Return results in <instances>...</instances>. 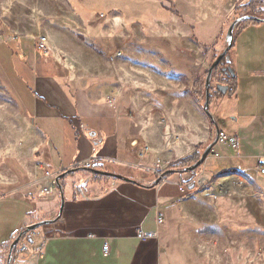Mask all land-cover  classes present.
<instances>
[{
    "label": "crops",
    "instance_id": "0c3cea01",
    "mask_svg": "<svg viewBox=\"0 0 264 264\" xmlns=\"http://www.w3.org/2000/svg\"><path fill=\"white\" fill-rule=\"evenodd\" d=\"M261 24L236 30L230 51L236 88L210 104L220 131L239 140L240 155L218 142L220 157L211 155L201 167L202 182L189 198L179 184L190 175L166 166L206 149L215 137L194 94L211 63L203 34L191 31L153 45L140 40L137 55H130L126 31L119 41L125 56L116 64L97 56L92 68L80 57L30 56L23 39L1 49L11 95L41 142L34 161L0 158V250L28 226L55 220L31 232L29 253L12 264H208L211 256L219 261L246 241L256 243L258 185L264 189ZM87 163L129 181L96 179L83 169ZM71 169L82 170L61 181L59 216L60 191L43 195L44 175ZM235 192L244 198L236 200ZM138 230L157 237L141 242ZM255 248L245 244L242 251L253 255Z\"/></svg>",
    "mask_w": 264,
    "mask_h": 264
},
{
    "label": "rangeland",
    "instance_id": "374dc122",
    "mask_svg": "<svg viewBox=\"0 0 264 264\" xmlns=\"http://www.w3.org/2000/svg\"><path fill=\"white\" fill-rule=\"evenodd\" d=\"M248 1L0 0V52L1 49L8 50L13 42L19 45L23 39L28 43L27 54L30 56L61 58L63 62L68 57H80L92 68L97 56L107 61L117 54H121L119 60L125 56L119 41L126 31L130 33L126 46L130 55H137L140 40L153 45L192 31L201 38L203 34L209 41L206 49L211 66L227 46L226 34L230 25L243 16L240 11L236 13V8ZM73 39L81 45H72ZM40 44L45 47L41 48ZM142 52L144 55V48ZM228 56L231 60V52ZM8 67L7 62L0 59V158L19 156L34 161L40 152L41 134L35 127L31 128L30 120L23 121L20 106L11 95L10 83L4 73ZM212 86L215 87V83ZM112 98L117 101L115 95ZM234 195L236 200L244 198L236 192ZM242 212V217L248 218V211L242 209ZM256 216L258 240L244 243L247 248L251 245L253 253L256 244L255 254L242 251L243 245L239 251L228 250L230 255L219 257V261L211 256L208 264L209 261L210 264H264V189L261 184L258 185Z\"/></svg>",
    "mask_w": 264,
    "mask_h": 264
},
{
    "label": "water",
    "instance_id": "95a60500",
    "mask_svg": "<svg viewBox=\"0 0 264 264\" xmlns=\"http://www.w3.org/2000/svg\"><path fill=\"white\" fill-rule=\"evenodd\" d=\"M246 21H253V22H257V23H263L264 24V18L262 17H258V16H254V15H244L242 17H239L238 19H236L229 27L227 34H226V42H227V46L226 48L218 55V57L216 58V60L211 64V66L208 69L207 72V76H206V81H205V101L203 104V109L205 111V113L209 116L210 120L212 121V123L215 126V137L213 142L204 150L200 160L198 162H196L195 164L191 165L190 167L186 168V169H181V170H177V173H181V174H187L189 172L195 171L199 168H201L206 161L208 160V158L211 156L212 153V149L217 146L218 142H219V135H220V129L218 127V124L214 118V116L211 113V108H210V98H211V88L212 86V79H213V75L215 73V71L217 70V68L219 67V65L221 64L222 60L224 58H227L229 60V53L232 50L233 47V43H234V37H235V33L236 30L238 29V27L243 24ZM223 72L228 74V72H233L231 70V68H224ZM234 74V73H233ZM216 89L218 91H220L222 94H226L229 90L228 86L222 85V84H218L216 86ZM85 169V168H83ZM82 169H71L68 171H65L63 174L57 176L56 178V184L58 186V189L60 191L61 194V208H60V212H59V216L62 214L63 211V207L65 204V198H64V193H63V185L61 183V181L63 179H65L67 176H70L71 174L77 173L79 171H81ZM91 174L93 175H99L102 177H106V178H113V179H117L120 181H129L128 179L107 172V171H102V170H96V169H91L89 170ZM163 177H165V175H163ZM195 189V186H192L190 188V190ZM55 220H46V221H42L33 225L28 226L27 228H25L17 237L16 239L12 242L11 246H10V250L8 253V258H7V264H12L15 257H14V252L17 248V246L19 245L21 239L31 233L34 232L36 230H38L39 228L51 224L53 223Z\"/></svg>",
    "mask_w": 264,
    "mask_h": 264
},
{
    "label": "built area",
    "instance_id": "2783aa9c",
    "mask_svg": "<svg viewBox=\"0 0 264 264\" xmlns=\"http://www.w3.org/2000/svg\"><path fill=\"white\" fill-rule=\"evenodd\" d=\"M41 48H44V44H40ZM119 56H121V54H117L115 57H113L111 59L112 62H114ZM263 76H264V72H263ZM219 143H222L226 146H228L229 148H231L235 154H236V157H239L240 153H239V150H240V143H239V140L233 136V135H229L225 132H220V135H219ZM132 146H137V142H132ZM149 151V148L148 147H145L141 150L140 152V156L141 157H144L146 155V153ZM211 155H213L214 157L216 158H219L220 155L218 154L217 150H216V147H214L212 149V153ZM86 170H91V169H94V164L93 163H87L83 166ZM166 169H174V170H181V167L180 165L176 162V163H173V164H168L166 166ZM202 168H199L195 171H192V172H189L187 173L188 175H190V179L188 181H184V182H181L179 184V190L182 194L184 195H188L189 192L191 191L190 188L192 186H196V185H200L201 184V177L203 176V171L201 170ZM259 172L260 174L264 175V168H260L259 169ZM157 174L165 180V177H163L161 175V172H157ZM45 183L43 184L42 186V189H41V193L45 196H50V195H53L55 193L58 192V186L56 184V178L57 176L55 175H52L50 174V172L46 171L45 172ZM158 224L159 225H162L164 223V218L162 216V214L160 212H158ZM157 237V234L155 233H152V232H144L142 230H138L137 231V238L141 241V242H147L149 240H153ZM31 239H32V235L31 233L25 235L19 245L17 246L16 248V251H17V254H18V257H21V256H24L26 254L29 253L31 247H32V244H31ZM104 253L105 254H108L109 252V246L107 244H105L104 246Z\"/></svg>",
    "mask_w": 264,
    "mask_h": 264
},
{
    "label": "trees",
    "instance_id": "16d2710c",
    "mask_svg": "<svg viewBox=\"0 0 264 264\" xmlns=\"http://www.w3.org/2000/svg\"><path fill=\"white\" fill-rule=\"evenodd\" d=\"M239 11L243 13V16L244 15H254V16L264 18V0H249L247 4H245L243 6H239L236 8V13H238ZM258 24H260V23L253 22V21H246L242 25H240V28L242 29L243 27H246L248 25H258ZM194 39H195V41H197L199 43V41L196 38H194ZM233 47H234V43H233ZM233 47H232V49H233ZM230 65H231L230 57H229V60L227 58H224L222 60L221 64L219 65V67L217 68V70L215 71L214 75H213L212 83H215L216 86L218 84L228 86L229 87V90H228L229 94H233L234 90L236 88V76H235V74H233L234 72H230V73L228 72V74L223 72V69L224 68H230ZM216 86L211 88L212 95L210 98V104H211L213 99L224 95L216 89ZM194 94H195V97L197 98V100L199 101V103L201 105H203L204 101H205V82H204V79L196 81L195 86H194ZM204 150H205V148L198 149V151L193 156L185 158L183 160H179L177 163L180 165L181 169L184 170V169L190 167L191 165L195 164L196 162H198L200 160ZM94 176L96 179L103 178L102 176H99V175H94ZM206 186H208V185L202 186L201 188L203 189ZM193 194H194V189L191 190L189 192V194L185 195V196H186V198H189ZM11 244H12V242L0 250V264H7V258H8V253H9ZM14 254H15V258L17 259L18 254H17L16 250H15Z\"/></svg>",
    "mask_w": 264,
    "mask_h": 264
}]
</instances>
